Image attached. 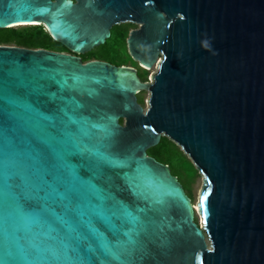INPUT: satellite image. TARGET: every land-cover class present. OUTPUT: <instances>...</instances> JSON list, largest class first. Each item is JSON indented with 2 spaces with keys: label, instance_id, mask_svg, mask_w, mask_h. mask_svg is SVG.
Wrapping results in <instances>:
<instances>
[{
  "label": "water",
  "instance_id": "95a60500",
  "mask_svg": "<svg viewBox=\"0 0 264 264\" xmlns=\"http://www.w3.org/2000/svg\"><path fill=\"white\" fill-rule=\"evenodd\" d=\"M123 23L151 83L79 56ZM16 24L72 54L0 45V264H264V0H0Z\"/></svg>",
  "mask_w": 264,
  "mask_h": 264
},
{
  "label": "rangeland",
  "instance_id": "374dc122",
  "mask_svg": "<svg viewBox=\"0 0 264 264\" xmlns=\"http://www.w3.org/2000/svg\"><path fill=\"white\" fill-rule=\"evenodd\" d=\"M138 28V25L132 23L115 25L111 30V38L108 39L104 45L96 47L90 52L79 56L86 62L100 60L109 62L117 66L132 67L137 71L141 82L151 83V77L157 71V63L149 68V70L142 68L143 65H141L139 61L134 60V58L129 53L127 46V39L130 33ZM10 29L12 31L10 34L19 37H23L24 34L27 35L29 33H32L36 29L43 30L44 36L32 37V39L36 43L49 49H56L60 47L67 53L72 54L67 48L63 47L62 44L52 41L47 36L48 32L44 26H18ZM10 34L3 29L0 30V40L9 42V44H2L0 42V45L18 47L19 45L15 42L16 38L11 37ZM137 97L138 103L144 109H146L148 107L150 92L147 90L141 91L138 93ZM121 123L124 124L125 120H121ZM147 153L148 155L157 159L159 162L167 164L171 168V172L173 173V175L178 177L179 181L183 185L186 193L189 195L193 203H199L204 185V177L197 170L192 160L181 150L180 147H174L167 142H162L161 145L159 143L157 146L150 148ZM155 154H157L158 156H154ZM160 158H162L163 160H161Z\"/></svg>",
  "mask_w": 264,
  "mask_h": 264
},
{
  "label": "trees",
  "instance_id": "16d2710c",
  "mask_svg": "<svg viewBox=\"0 0 264 264\" xmlns=\"http://www.w3.org/2000/svg\"><path fill=\"white\" fill-rule=\"evenodd\" d=\"M36 27H39V26H36ZM4 31H7L9 34L12 32L11 29H3ZM11 37H14L16 38V43L19 45V46H26V47H30V48H37V47H43L45 48L44 46L36 43L32 37L34 36H44V33H43V30H39V29H36L34 32L32 33H29V34H24L23 37H19V36H13L12 34H10ZM20 35V34H19ZM47 36L52 40V38L50 37L49 33H47ZM53 41V40H52ZM0 42L2 44H9V42H4V41H1ZM162 142H167L169 143L170 145H173L174 147H177V145L175 143H173L171 140H169L168 138L166 137H163L161 139V142H160V145L162 144ZM154 156H158L157 154H155ZM161 160H163L162 158H160Z\"/></svg>",
  "mask_w": 264,
  "mask_h": 264
},
{
  "label": "bare ground",
  "instance_id": "6f19581e",
  "mask_svg": "<svg viewBox=\"0 0 264 264\" xmlns=\"http://www.w3.org/2000/svg\"><path fill=\"white\" fill-rule=\"evenodd\" d=\"M30 25H36V24H16V25H12L10 27L11 28H15V27H18V26H30ZM142 68H144L146 70H149V68H145V67H142ZM151 82H152V80H151ZM199 182H200V179H199ZM190 200H191V198H190ZM191 204H192V208L194 210V215H195V217H197V221H200L201 218H200V214H199L198 203H195V202L193 203V201L191 200Z\"/></svg>",
  "mask_w": 264,
  "mask_h": 264
},
{
  "label": "flooded vegetation",
  "instance_id": "af4514ba",
  "mask_svg": "<svg viewBox=\"0 0 264 264\" xmlns=\"http://www.w3.org/2000/svg\"><path fill=\"white\" fill-rule=\"evenodd\" d=\"M51 37V36H50ZM52 38V37H51ZM52 40H53V38H52ZM54 41V40H53ZM54 42H56V41H54ZM56 43H58V42H56ZM60 44V43H59ZM63 46V45H62ZM18 47H23V48H29V49H46V50H50V51H54V52H59V53H67L65 50H63L62 48H56V49H49V48H43V47H37V48H30V47H26V46H18ZM63 47H65V46H63ZM66 48V47H65ZM83 60V59H82ZM83 62H86V61H84L83 60Z\"/></svg>",
  "mask_w": 264,
  "mask_h": 264
}]
</instances>
